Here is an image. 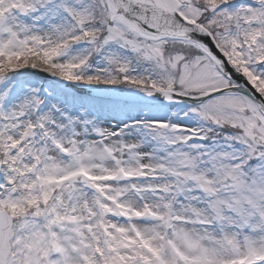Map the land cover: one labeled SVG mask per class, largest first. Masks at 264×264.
<instances>
[{"label":"snow or ice","instance_id":"1","mask_svg":"<svg viewBox=\"0 0 264 264\" xmlns=\"http://www.w3.org/2000/svg\"><path fill=\"white\" fill-rule=\"evenodd\" d=\"M0 264H264V0H0Z\"/></svg>","mask_w":264,"mask_h":264}]
</instances>
